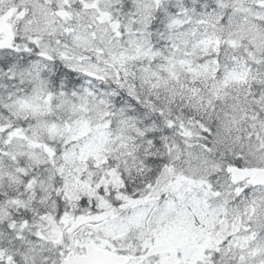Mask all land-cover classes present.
<instances>
[{
	"label": "snow or ice",
	"instance_id": "1",
	"mask_svg": "<svg viewBox=\"0 0 264 264\" xmlns=\"http://www.w3.org/2000/svg\"><path fill=\"white\" fill-rule=\"evenodd\" d=\"M0 264H264V0H0Z\"/></svg>",
	"mask_w": 264,
	"mask_h": 264
}]
</instances>
